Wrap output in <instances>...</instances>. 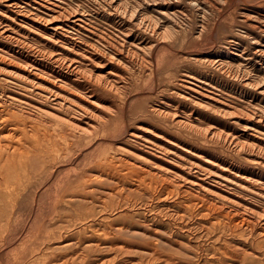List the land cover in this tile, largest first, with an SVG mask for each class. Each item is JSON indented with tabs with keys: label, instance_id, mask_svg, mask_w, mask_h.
I'll use <instances>...</instances> for the list:
<instances>
[{
	"label": "rangeland",
	"instance_id": "obj_1",
	"mask_svg": "<svg viewBox=\"0 0 264 264\" xmlns=\"http://www.w3.org/2000/svg\"><path fill=\"white\" fill-rule=\"evenodd\" d=\"M48 1L51 4L54 3L53 5L56 7L58 5L57 8L64 7L63 9L66 8L67 11H76L75 13L78 15L81 14L80 16L83 14V18L86 16L84 21H87L84 22V28L78 34L71 31V35L72 33L74 37L78 35L79 37H76L80 40L82 38L84 43L103 46L104 39L106 41L114 38H123L121 40L128 38L127 42L134 41L137 43L136 45L139 44L140 48L136 47L138 59L136 58L134 61L138 60L137 62L141 65L137 63L136 65L132 61L131 64H128L129 67L126 66L129 71L122 63L119 65L121 73H124L122 76L126 77L124 93L121 92V95L106 93L107 97L104 98L103 96L106 94L98 93L104 101H96V105H92L95 107L94 111L99 110V112L109 114L107 107L116 104L115 116L119 123L117 122L118 125L112 127L107 137L112 139L113 143L109 142L101 148L98 159L105 163L112 157L115 159L122 157V168L117 173L122 183L105 184L94 180V183L89 187V185H76L79 181L74 185H69L67 182L66 185H60L61 188L56 190L55 186L57 185H51V183L60 177L59 175L63 176V181L74 179L75 172L70 173V170L75 169L76 166H72L74 162L69 157L79 156L78 162L82 161V164H85L87 161L91 163L94 156L87 151L76 152L74 148L72 151L65 142H53L57 144L56 152L58 154L54 151L50 155L51 159L49 161L42 160V166L40 165L39 169H36H44L46 164L43 170L45 177L41 175L35 177L33 185L29 181L26 183L24 181L22 185H19L22 187L23 196L21 195L18 204L15 198L9 197L12 203H16V211L19 212L13 217L10 213L8 216L7 212L1 213L3 210L0 205V230H3L0 232V264H132L133 262V264L137 262V264H264V237L262 238L264 234L261 233V225L253 227L254 229H242L241 227L235 229L233 222L239 221L241 216L232 219L234 221L221 217L222 214L227 213V208H236V203L248 207L253 206L254 209L263 211L264 181L243 174L236 176V172L230 170H226V172L225 169L222 168V170L218 165H211L207 161L208 159H201L198 155L201 152L203 156H206L203 152H207L215 160L219 162L223 160L246 174H264V167L259 164L264 162V124H262L264 123V0H112L113 3L111 0ZM101 1L105 3L103 4ZM123 8L129 10L128 15L131 14V11H135L134 19L131 15L130 18L127 17L128 15H124L121 12ZM127 9L124 10L127 11ZM44 10L34 9L33 12L46 17L47 12ZM151 18L157 21V27L149 26ZM139 22L140 24H138ZM168 31L173 33L172 38L165 37L164 34ZM84 38L85 40H83ZM46 42L45 38L32 33L27 45L31 43L28 46L36 48L31 49L40 55L44 52L42 56L45 54L44 57L47 58V55L49 54V57L54 51L45 46ZM102 42L104 43L102 44ZM58 47L61 48L60 45H56V48ZM38 49L40 50L38 51ZM1 57L0 65L2 63L18 64ZM200 58L221 62L213 66L201 65ZM116 65V63H110L109 66L99 70L107 72ZM130 66L135 69L132 70L133 67ZM128 74L134 76L130 78ZM198 81H203L204 85ZM183 82L200 90L205 95L209 94V98L207 95L206 99L195 94H193L194 96L190 95L185 90ZM181 85L183 86L181 87ZM200 87L201 89H199ZM175 91L176 93L180 92L178 94L171 93ZM174 95L176 96L174 97ZM113 97L118 100L113 101ZM171 97L180 98L176 101ZM191 99L199 103L202 101L205 105H194L195 102ZM163 102L187 104V108L198 112V118L201 120L198 124L200 125L198 126L199 130L203 129V126L209 127L211 124V126L230 133L231 136L236 135V138L239 136V142L243 143L242 146L248 147L250 150L244 148L245 150L240 152L233 146L224 145L215 139H212L211 142L208 138L207 141L205 137L195 135L196 133L182 134L171 129L170 126L159 124L157 121L159 118L154 121L153 118L142 114L143 109H149L152 106L159 108L164 104ZM97 104H102L107 109L103 110V107ZM68 114L71 115V113ZM260 117H263V121L258 123ZM161 132L169 133L168 135L172 138L178 139V148H174L171 141L162 139V136L159 135ZM128 135L132 136L134 141L132 139L127 146H122L123 143L126 145ZM197 139L204 140V142H198ZM0 140L3 145L10 144L3 137ZM151 141L164 145L167 143L166 147H170L168 148L170 150H167L170 151L168 157L165 158L169 159L167 162L165 161V164H169V168L164 164H161L164 165L161 168L157 167L159 162L149 159L147 155L140 152L141 148L149 149ZM15 142L13 141V144ZM122 147L124 148L122 149ZM171 147H173V151ZM117 156L119 157L117 158ZM58 157L60 160L57 159ZM85 157L86 159H84ZM106 159L107 161H105ZM189 165L199 167L205 173L210 174L206 178L201 176L205 178L203 183L229 199L223 201L218 198L216 201L218 205H225L223 209L226 210L218 211L220 213L218 215L207 213L206 203L201 204L199 195L188 190L187 185L180 183L179 186L176 185L177 183L174 184L175 182H172L173 184L166 183L153 175L160 173L170 176L171 173L167 169L170 171L181 169L182 172H186L190 169ZM50 166L51 169L53 166L56 168L53 167L54 169L51 171ZM184 168L186 170H183ZM82 169L83 167L77 168L80 172ZM148 169L149 172H147ZM46 172L49 173L46 175ZM2 174H5L4 179L9 176V173L4 171ZM50 174L51 176L48 177ZM92 175H101V173L95 170L86 172V177L90 178ZM220 175L222 177H219ZM186 176L193 178V175ZM226 179H230V181L228 180V182ZM257 181L259 182L256 183ZM6 186L9 185L0 183V191ZM47 188L52 190V195L58 193L59 210L58 217L53 222L47 221L43 224L46 209H43L42 204L39 206L36 203L41 200L43 192ZM40 195L42 196L38 200ZM47 200L49 199L47 198ZM3 201H7L6 198ZM201 205L204 208H201ZM208 214L209 216H207ZM1 226L5 228L1 229ZM56 227L57 232L55 233ZM143 232L148 234L145 238L141 235ZM26 245L28 246L26 247ZM156 246L158 249H154ZM155 250L157 252H154ZM146 253H152V255Z\"/></svg>",
	"mask_w": 264,
	"mask_h": 264
},
{
	"label": "bare ground",
	"instance_id": "obj_2",
	"mask_svg": "<svg viewBox=\"0 0 264 264\" xmlns=\"http://www.w3.org/2000/svg\"><path fill=\"white\" fill-rule=\"evenodd\" d=\"M52 3H53V1H52ZM102 3L104 4L105 2H102ZM111 3H113L112 0H111ZM53 4H51L48 0H0V55L3 56L5 59H9L10 61H14V62L18 63L17 65H15V64L14 65L3 64V63H2V65H0V138L3 137L4 139L9 141V142L8 141H6V142L10 143V144L3 145V143L0 140V175H1V173H3V171L6 172L7 174L9 173L8 178L6 177L7 179L6 178L4 179L5 174L1 175L0 183L2 185H9V186L12 185L10 187L6 186V188H2L0 191V205L2 206V210H3V211H1V210L0 211H1V213L7 212L8 216L10 213L12 215V217L15 216L16 213H18L19 211L18 212L16 211L17 205H16V203H12V201L9 200V197L11 199L15 198V201L18 204L20 201L21 195L23 196V194L21 192L22 187L19 185H22L24 183V181H25V183L27 181H29L30 184L33 185V181H34L35 177H37L39 175L45 177V172L43 171L46 167L45 163H44L45 164L44 169L43 168L42 169L40 168V170H36V169L38 167H40V165L43 163L42 160H45V161L48 160L49 161V159H51L50 155L53 154L54 151L55 152L57 151L56 150L57 144H55L56 143L55 141H61L63 143L64 142L67 143L68 146L70 147L69 149L70 150L72 149V151L74 148V150H76V152H78L79 150H80V152L87 151V153L90 152V155L94 156L92 158L91 163H88L89 161H87V162H85V164L84 163L82 164V161L78 162L79 156L76 158H73V157H75L74 155L69 157L70 159H73L72 162H74V164L72 166H76L78 169H81V167H83V169L81 172L79 170H77L76 167H75V169L73 168L72 170H70V173L72 171L75 172L74 173V179L71 178L72 180L68 178L69 180L63 181L64 180L62 178L63 176L59 175L60 177H58L57 179H55L51 183V185H57V186H55L56 190L61 188L60 185H66L67 182H69V185H74L75 182L79 181V183H77L76 185H87V186L89 185V187H91L90 185L92 183H94V180L100 181L101 183H105V184H110V183H115V182H118V184L122 183V180L120 178H118V175H117L118 171H121V168H122V157L119 159H115L114 157H112V159L110 161L108 159V162H105V163L101 162L98 159V157H99L98 153L100 152L101 148L104 147V145L109 144V142L113 143V140L109 139L107 137L109 136V131L112 129V127L114 128V126H117L119 123L117 121L118 118H116V116H115L116 115L115 114L116 109H117L116 104H115V106L110 105V102L108 100L109 105H110V106L108 105L109 107H107L109 109L108 110L109 114H106L104 112H99V110H97V112L94 111L95 107H93L92 105L93 104L96 105V101H101V102L104 101V99L99 97L98 93H104V94L110 93V94H117V95L118 94L121 95V92L124 93L123 91L125 90V84H126L125 78L126 77L122 76V74L124 75V73H121V68L119 65H121L120 63H122L123 65H125V67L126 66L129 67L128 64H131V62L137 58V54H136L137 48L136 47H138L139 44L136 45L137 43L134 41L132 43L127 42L126 39L128 40V38H126L125 40H121L123 38H121V39L119 38L120 40L114 38V39H109L106 41L104 39L105 43L102 42V44L104 43L103 46L102 45L100 46V44L98 45V44L84 43V42H82V38L80 40L78 38L79 37L78 35H76L78 37H76V36L74 37L73 33L78 34L84 28L83 27L84 22L87 21V20L84 21L86 16H85V18H83L82 17L83 14H82V16H80L81 14L78 15L77 13H75L76 11L70 12V11H67L66 8L63 9L64 7L63 8H57L58 5L56 7V5L54 6ZM193 5H196V4H193ZM34 9H45L47 12L46 17H43L42 14H41L42 16H40V15H38L39 13H37V14L34 13L33 12ZM119 9H120V7H119ZM124 9H127V8H123L122 9L123 11H121V10L120 11L123 12L124 15H128L127 12H129V10L127 9V11H126ZM117 11H118V9H117ZM134 12L131 11V14H129L127 17H129L131 15L132 19H134L133 16H134V14L136 15V12L135 13ZM151 16H152V14H151ZM96 19H97V17H96ZM144 21H145V19H144ZM109 24H111V23H109ZM138 24H140V22ZM141 24L143 25V23H141ZM150 24L151 25H149V26H152V28H154L157 25V21H155V19L151 18ZM86 25H88V24H86ZM163 25H164V23H163ZM167 30H169V29L167 28ZM71 31L73 32L72 35H71ZM171 31H173V30H171ZM84 32H85V30H84ZM32 33L34 35H38V36L45 38L47 41L46 42L47 44H45V46H47V48L48 47L51 48L54 51L53 54L51 53L49 57H48V55H49L48 54L47 58H45L44 57V56H46L45 54H44V56H42V54L44 52L40 55V53L31 49L34 47H29L28 45H31V43L30 44L28 43V45H27V41L30 38V34H32ZM155 33H157V32H155ZM127 34L129 35V33H127ZM172 34H173L172 32L168 31L164 35H166L165 37H171ZM129 36H131V35H129ZM35 37H37V36H35ZM92 38H93V36H92ZM100 38L103 39L104 37H100ZM132 38H133V36H132ZM163 39H165V38H163ZM83 40H85V38ZM136 41H138V40H136ZM89 42H91V41H89ZM56 45H60L61 48H59V47L56 48ZM138 48H140V47H138ZM34 49H36V48H34ZM39 50L40 49H38V51ZM137 61L136 62L134 61L135 64L136 63L139 64ZM142 61H143V59H142ZM146 62H148V61H146ZM198 62H199V60H198ZM200 62H201V65L205 64V65L213 66L216 63H218L219 61H214L213 59H209V58H202L200 60ZM110 63L111 64L116 63L117 65L115 67L110 68L109 69L110 71H107V72L105 70H99L101 68H105L106 66H109ZM139 65H141V64H139ZM107 68H109V67H107ZM151 68H153V67L151 66ZM126 69H127V67H126ZM134 69L135 68L133 67L132 70H134ZM122 70H124V68H122ZM148 74H149V72H148ZM133 76H130V78ZM139 79H141V78H139ZM181 79H182V77H181ZM187 82H189V81H187ZM202 82H199V83H201V85H202L203 84ZM186 84L187 83L183 82L185 90L190 95L195 94V95L201 97L202 99H206L207 96L209 95V94L208 95L206 94L207 95L206 96L200 90L195 89V88H193L189 85H186ZM132 85H134V84H132ZM183 85H181V87ZM128 86H130V85L128 84ZM194 86H195V84H194ZM199 89H201V87ZM134 90H136V89L134 88ZM171 93L178 94V93H176V91L171 92ZM212 94H213V92H212ZM101 96H102V94H101ZM105 96L107 97V94L104 95L103 98ZM175 96L176 95H174V97ZM161 97H162V95H161ZM180 97H177L176 99H178ZM143 98H145V97H143ZM208 98H209V96H208ZM210 98H212V97H210ZM172 99H174V98H172ZM176 99H174V100H176ZM193 99H191V101L195 102L194 105L195 104L203 105V106L205 105L204 102L201 101L199 103V102L194 101ZM197 99H199V98H197ZM202 99H199V100H202ZM86 100H88V101H86ZM114 100H116V99H114V97H113V101ZM215 101L217 102V100H215ZM102 104H104V103H102ZM102 104H100V105L103 107ZM159 104H161V103H159ZM206 104H208V103H206ZM215 104H217V103H215ZM97 105H99V104H97ZM186 105H183V103H180V102L179 103H177V102L176 103L165 102L162 106L159 105L160 106L159 108H155L152 106L149 109H146V108L143 109L142 114L144 113V116L147 115V116L153 118L154 121H156L155 119L159 118V120L157 119L159 124L167 125L168 127L170 126L171 129L177 130L182 134H186L187 132L191 133V134L196 133L195 135H201V136L205 137V139L207 141H208V138L210 139V141L212 139L213 140L215 139L216 141H219L224 145L233 146L236 150H239L240 152L242 150H245L248 148V147L246 148V147L242 146L243 143L241 144L239 142V138H240L239 136H238L239 138L238 137L236 138L235 137L236 135L231 136L230 133L228 134L227 132L223 131V129H220V128L215 127V126H211V124L209 127L203 126V129L200 128V130H203V131H200L198 129V126H200V125H198V124L200 123L201 120H200V118H198V115H197L198 112L196 113L195 110L193 112L192 111L193 109L190 110L189 108L186 107ZM194 105H193V107H194ZM212 107H213V105H212ZM105 108L106 107H103L102 109L104 110ZM200 108H202V107H200ZM90 109H91V111H89ZM202 109H204V108H202ZM207 109H209L208 106H207ZM220 110H222V109L220 108ZM68 113H71V115H69ZM119 114H121V113H119ZM205 119H204V121H205ZM262 121H263V117H260L258 120V123H261ZM262 124H264V123H262ZM121 126H122V124H121ZM143 130H145V129H143ZM167 132H168V130H167ZM168 134L166 132H161L159 135L162 136V139L165 138L166 140L171 141V143L175 146L174 148H176V147L178 148V146H179V144L177 143L178 139L176 140ZM150 135H152V134H150ZM159 135H157V136L159 137ZM157 136H155V137H157ZM159 138H161V137H159ZM194 138H196V137L194 136ZM126 139H127L126 145L123 143L122 146H127V144L130 143L129 141H131L133 139V137L128 135ZM156 140H157V138H156ZM197 140H199V139H197ZM200 140L198 142H202V141L204 142V140H202V141H200ZM13 141H16V142L13 144ZM132 141H134V139ZM183 141H184V139H183ZM53 142H55V143H53ZM63 143H61V144L63 145ZM187 143H188V141H187ZM11 144H13V145H11ZM166 144L164 145V144L152 142L149 146V149L141 148L140 152L144 155H147L149 157V159L151 158L153 161H156L157 163L159 162L157 167L160 166L159 168H161L164 165H168V168H169V164H165L167 162V160H169V159H165V158L168 157L167 155L169 154L170 151L168 152L167 150H170V149H168L170 147H166ZM246 144H245V146H246ZM201 145H203V144H201ZM233 147H232V149H233ZM110 148H111V146H110ZM123 148L124 147H122V149ZM172 148L173 147H171V150H172ZM225 149H227V148H225ZM196 150H198V149H196ZM261 151H259V152H261ZM77 154H75V155H77ZM203 154H206V156H203L201 154V152L198 153V155H200L201 159L202 158H204L205 160L208 159L207 161L209 163H211V165L212 164L214 166L218 165L221 169L222 168L225 169L224 171L230 170L231 172H236L235 173L236 176L239 174H243V175H248L250 177L257 178L259 181H262V182L264 181V176H263L264 174H262L263 172L261 173L262 175L254 174V173H251V174L247 173L246 174V172H241L240 170L234 168L233 166L228 165L223 160H221L220 162L215 160L207 152L206 153L203 152ZM259 154H261V153H259ZM220 155H222V154H220ZM82 156H83V154H82ZM90 157H92V156H90ZM118 157L119 156H117V158ZM228 157H229V155H228ZM53 158H54V156H53ZM57 159H59V157ZM84 159H86V157ZM228 159L231 160L230 158H228ZM87 160H88V158H87ZM105 161H107V159ZM77 162H78V164H76ZM149 162L152 163L151 160H149ZM54 163H55V161H54ZM123 163L126 164L125 162H123ZM170 163H172V162H170ZM263 163L262 162L259 163L260 166L262 165V167H264ZM161 164H164V165H161ZM194 164H196V163H194ZM256 165H258V164H256ZM128 166H129V164H128ZM154 166H156V165H154ZM53 167H55V166H53ZM53 167H52V169H54ZM49 168L51 169V166ZM182 168H183V166H182ZM52 169H51V171H52ZM140 169H142V168H140ZM92 170L98 171L99 173H101V175H92V176H90V178H88L89 176L86 177V172H92ZM167 170H168V172L171 173L170 176L169 175L164 176L163 174H160V173H156L153 175L155 177H158L161 180L165 181L166 183L167 182H170V183L175 182L174 184L177 183L176 185H179L180 183H184L185 185H187L188 190H191V192L194 191L196 194L199 195L201 204L206 203L205 205L207 208L206 209L207 213L209 212V213L218 215V214H220V213H218V211L226 210V209H223V208H225V205H222V204L218 205L216 203V201L218 200V198L223 199V201H225V200L227 201L229 199H227V197H225V196L217 193L216 191H214L215 190L214 188H213L214 190H212L208 186H205L203 183V180L207 177V175L210 176V174L205 173L199 167L196 168L194 166L193 167L190 166V169H188V171L184 168L183 170H186V172H182L181 169L176 170V171H170L169 169H167ZM142 171H144V170H142ZM49 172H46V175ZM147 172H149V169ZM228 173H230V172H228ZM186 175H193V178H189V177L187 178ZM202 175L205 178H202L201 177ZM217 175H219V174H217ZM50 176H51V174L48 177H50ZM81 177H85V178H81ZM219 177H222V176L220 175ZM222 179H224V178H222ZM228 180L230 181V179H228ZM80 181H82V182H80ZM259 181H257L256 183H258ZM8 182H9V184H8ZM51 191L52 190L47 188L46 191L43 192V196L40 195V197L38 198V200H40V198L42 196L41 200L36 203L39 206H41V204H42L43 209H46L45 218H44L45 220H43V224L47 223V221L53 222L58 217L57 215H58V210H59V204H57V202L60 200V198L57 196L58 193L56 195H52ZM195 193L194 194L192 193V194L195 195ZM210 196H211V198H209ZM5 198L7 201H3V199L5 200ZM47 198L49 200H47ZM236 204H237L236 208H230V207L227 208V213L221 212V213H224V215L222 214L221 217L225 218L227 220H230V221H234L232 219H234L235 217L241 216L240 220L238 219L239 221L233 222L235 229L240 228V227L242 229H244V228L248 229V228H253L255 226L261 225V233L264 234V210L258 211V209H254L253 206L248 207L246 205H241L240 203H236ZM228 205H230V204H228ZM202 207H203V205H201V208ZM207 216H209V214ZM2 218H3V216H2ZM222 218H220V219H222ZM10 220H12V219L10 218ZM8 225H9V223L7 224V226ZM42 227H43V225H42ZM3 228H5V227L1 226V229H3ZM118 230H119V228H118ZM1 231H3V230H0V232ZM56 232H57V227L55 229V233ZM141 235L144 236V238H145L146 235H148V234L147 233L144 234V232H143ZM263 237L264 236H262V238ZM27 246L28 245H26V247ZM128 246H130V245H128ZM128 246H125V247H128ZM140 248H142V247H140ZM22 249H23V247H22ZM154 249H158V246H156V248H154ZM147 251H149V250H147ZM154 252H157V251L155 250ZM18 253H20V252H18ZM22 253H24V252H22ZM152 253H149V254L146 253V254L152 255ZM157 256H156V258H157ZM143 257H144V255H143ZM143 257H141V258L143 259ZM139 264H141V263H139Z\"/></svg>",
	"mask_w": 264,
	"mask_h": 264
}]
</instances>
